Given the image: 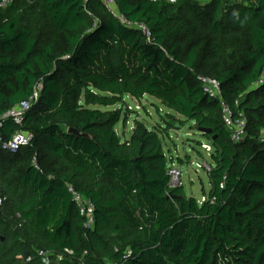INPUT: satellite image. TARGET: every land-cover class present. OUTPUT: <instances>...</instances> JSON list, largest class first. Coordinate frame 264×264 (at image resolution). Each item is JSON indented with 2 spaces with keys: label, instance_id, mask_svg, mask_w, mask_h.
<instances>
[{
  "label": "trees",
  "instance_id": "1",
  "mask_svg": "<svg viewBox=\"0 0 264 264\" xmlns=\"http://www.w3.org/2000/svg\"><path fill=\"white\" fill-rule=\"evenodd\" d=\"M115 1L125 22L103 0L0 9V115L37 93L22 125L32 144L0 145V264H45L40 251L66 249V264H108L129 248L125 264H264V0ZM199 76L219 80L246 118L242 142ZM127 95L213 129L201 133L213 146L204 200L171 185L184 158L166 154L167 126L137 121L124 140L122 112L99 108ZM17 129L6 119L0 134ZM69 185L95 204L92 228Z\"/></svg>",
  "mask_w": 264,
  "mask_h": 264
},
{
  "label": "rangeland",
  "instance_id": "2",
  "mask_svg": "<svg viewBox=\"0 0 264 264\" xmlns=\"http://www.w3.org/2000/svg\"><path fill=\"white\" fill-rule=\"evenodd\" d=\"M107 6L116 13L113 7L109 6L106 0H103ZM206 0H200L201 4H207ZM227 1V0H223ZM159 105V107H158ZM102 110H120L122 112L120 121L117 124L119 133L124 131L126 137H129L137 121L144 122L149 128L156 126H167L169 133L162 136L164 148L168 156L184 158L180 159L181 163H177L182 167V182L185 192L188 196H195L199 202L206 198V194L210 191V181L208 172L205 168L198 167L196 162L212 163L209 154L198 144V142H206L205 137L195 128V123L189 122L185 124L183 117L178 114L171 116L169 110L162 106L158 101L148 96L141 100H136L132 96L127 95L123 102L115 106H99ZM128 115L127 121L125 116ZM197 148V149H196ZM200 150L203 156L200 154Z\"/></svg>",
  "mask_w": 264,
  "mask_h": 264
},
{
  "label": "built area",
  "instance_id": "3",
  "mask_svg": "<svg viewBox=\"0 0 264 264\" xmlns=\"http://www.w3.org/2000/svg\"><path fill=\"white\" fill-rule=\"evenodd\" d=\"M108 5L111 7H114L116 5L115 0H106ZM153 2H160V1H166L168 3L175 4L178 2V0H150ZM242 1V0H238ZM256 1V0H253ZM12 0H1L0 1V9L7 7ZM118 16L121 20L125 21V18L122 14L118 13ZM144 33L149 36L150 32L143 28ZM199 80L202 83L203 89L205 93L211 97V98H221V105L223 107V118L224 122L227 127L231 129V139L234 142H242L246 136H247V127L248 122L246 118L242 115L236 116L233 112V109L230 105H228L224 100H222V85L221 82L217 79L205 77V76H199ZM264 80L261 79L260 83H263ZM37 93L35 94V97H32L29 100L22 101L20 104L14 106L10 110H8L5 114L0 115V127L3 125L6 119H12L16 126H18V129L14 131L12 136L10 138H4L0 134V145L3 149L11 151V152H17L24 146H28L32 144L34 134L29 131H25L22 129V125L25 119L26 112L31 108L32 102L34 99H36ZM261 139L264 141V127L261 129L260 134ZM202 148L211 155L213 151V146L211 143L204 142L202 144ZM36 162V158L33 160ZM196 165L201 168H205L206 170H211V164L208 162H196ZM169 174L171 176V185L172 186H178L183 184L182 182V176H183V170L181 166H178L177 164L173 163L169 167ZM69 192L72 193L73 199L75 203L77 204V207L79 209V212L81 216L84 217L85 221L84 224L87 227L92 228L95 224V204L90 199L86 198L85 196L81 195L77 189L69 185L68 186ZM205 198H203L204 200ZM4 202V198H0V205H2ZM133 251L131 248L127 249L120 260L118 261H111L108 264H125L127 260L132 256ZM39 255L43 258V261L45 264H66L64 263V260L68 256H73L74 251L70 249H66L63 254H60L56 256V258L52 259L50 255H48L45 251H40ZM71 264H87L83 259L80 258L78 263L73 262V258L70 259Z\"/></svg>",
  "mask_w": 264,
  "mask_h": 264
},
{
  "label": "water",
  "instance_id": "4",
  "mask_svg": "<svg viewBox=\"0 0 264 264\" xmlns=\"http://www.w3.org/2000/svg\"><path fill=\"white\" fill-rule=\"evenodd\" d=\"M69 131H70V132H73V133H76V134H81V132H80L79 130H77L76 128H73V127L69 128ZM198 131H199L200 133H202V134H207V133H212V132H213V129H212V128H205V127H202V128H200ZM215 137H216V136H215ZM172 196L175 197V196L172 195V194L169 195V197H172ZM28 254H29V252L27 251V252L25 253V256L27 257Z\"/></svg>",
  "mask_w": 264,
  "mask_h": 264
},
{
  "label": "crops",
  "instance_id": "5",
  "mask_svg": "<svg viewBox=\"0 0 264 264\" xmlns=\"http://www.w3.org/2000/svg\"><path fill=\"white\" fill-rule=\"evenodd\" d=\"M207 1H208V0H206L205 2H207ZM113 9H115V11H117L115 14L118 16L119 9H118L117 5H115V6L113 7ZM118 17H119V16H118ZM122 22H125V21L122 20ZM148 97L153 98V99H155L156 101H158V102L160 103V101H159L158 99H156V98H154V97H152V96H148ZM134 99H135V98H134ZM136 100H137V99H136ZM116 130H117L118 134H119L124 140H129L130 137H131V135H132V133H133V130H132L131 135H130L129 137H126V133H125L124 131L122 132V134L119 133V130L117 129V126H116Z\"/></svg>",
  "mask_w": 264,
  "mask_h": 264
}]
</instances>
